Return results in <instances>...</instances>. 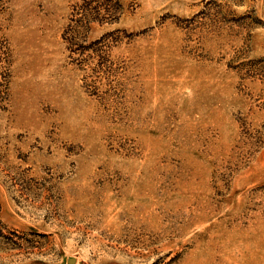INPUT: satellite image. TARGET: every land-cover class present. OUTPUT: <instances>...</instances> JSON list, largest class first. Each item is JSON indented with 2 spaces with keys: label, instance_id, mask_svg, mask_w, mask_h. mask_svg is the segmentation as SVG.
<instances>
[{
  "label": "rangeland",
  "instance_id": "1",
  "mask_svg": "<svg viewBox=\"0 0 264 264\" xmlns=\"http://www.w3.org/2000/svg\"><path fill=\"white\" fill-rule=\"evenodd\" d=\"M0 264H264V0H0Z\"/></svg>",
  "mask_w": 264,
  "mask_h": 264
}]
</instances>
